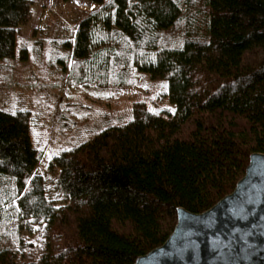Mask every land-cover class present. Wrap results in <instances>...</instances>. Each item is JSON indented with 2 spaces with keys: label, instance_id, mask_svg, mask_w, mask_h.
I'll use <instances>...</instances> for the list:
<instances>
[{
  "label": "trees",
  "instance_id": "1",
  "mask_svg": "<svg viewBox=\"0 0 264 264\" xmlns=\"http://www.w3.org/2000/svg\"><path fill=\"white\" fill-rule=\"evenodd\" d=\"M83 2L94 7L72 11L73 37L44 39L40 25L29 40L35 0H0V264H134L180 208L206 211L264 153V0ZM31 53L46 56L51 90L141 89L66 97L61 121L95 124L49 145L16 88ZM36 233L42 250L24 258Z\"/></svg>",
  "mask_w": 264,
  "mask_h": 264
},
{
  "label": "water",
  "instance_id": "2",
  "mask_svg": "<svg viewBox=\"0 0 264 264\" xmlns=\"http://www.w3.org/2000/svg\"><path fill=\"white\" fill-rule=\"evenodd\" d=\"M134 264H264V153H253L232 193L206 211L180 208L169 238Z\"/></svg>",
  "mask_w": 264,
  "mask_h": 264
},
{
  "label": "rangeland",
  "instance_id": "3",
  "mask_svg": "<svg viewBox=\"0 0 264 264\" xmlns=\"http://www.w3.org/2000/svg\"><path fill=\"white\" fill-rule=\"evenodd\" d=\"M82 9L89 11L93 7L91 4H86L83 0H35L33 20L23 30V36L27 39H31L35 36L34 31L38 26L43 25L44 32L42 31V37L44 39L62 37L64 35L73 37L74 25L70 17L72 18V11ZM74 18V17H73ZM73 32V33H72ZM40 39L41 35H37ZM31 44V43H30ZM46 56L40 55L39 58L35 53H31L29 61L21 64L17 68L16 75V88L17 92L23 98L25 104L31 106L37 113L38 119L44 122V126L49 129V145H55L67 140V131H77L78 127L88 123V126H92L93 122H88L85 118L71 115L68 111V116L71 117L72 124L69 121L68 124L61 121V117L65 116L64 111L65 101L67 98H72L73 94L85 95V99L92 102L94 99L103 98L104 101L110 102V99L114 98L117 102L131 100L135 97L136 93L141 89L138 82L134 86L125 88H112V89H100L95 90V94L89 93V88L84 87H68L66 88L64 83H61L59 88L51 90V85L55 76H52L50 65L44 58ZM91 90V89H89ZM65 99V101H64ZM112 102V100H111ZM71 124V125H70ZM69 126V127H67ZM89 136V132L85 133ZM65 144L64 146H67ZM41 172L46 173L48 181L53 184V176L50 171H47L43 165L41 166ZM29 241L32 245L23 251L24 258L37 257L42 250L43 238L39 234H31Z\"/></svg>",
  "mask_w": 264,
  "mask_h": 264
},
{
  "label": "crops",
  "instance_id": "4",
  "mask_svg": "<svg viewBox=\"0 0 264 264\" xmlns=\"http://www.w3.org/2000/svg\"><path fill=\"white\" fill-rule=\"evenodd\" d=\"M92 7H94V4H91Z\"/></svg>",
  "mask_w": 264,
  "mask_h": 264
}]
</instances>
